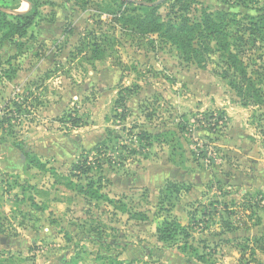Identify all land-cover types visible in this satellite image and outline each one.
<instances>
[{"label":"rangeland","instance_id":"rangeland-1","mask_svg":"<svg viewBox=\"0 0 264 264\" xmlns=\"http://www.w3.org/2000/svg\"><path fill=\"white\" fill-rule=\"evenodd\" d=\"M32 1L39 15L26 36L3 41L0 29V164H24L0 175V264H264L254 242L264 231V107L241 104L218 53L204 67L184 61L157 34L118 22L115 0ZM16 2L0 0L9 19ZM159 4L164 20L181 4L193 19L264 6ZM88 31L104 41L102 57L85 47ZM242 49L247 71L264 77V42ZM125 88L122 119L114 102ZM85 158L88 174L72 176ZM69 179L93 180L101 197ZM165 219L189 236L159 240Z\"/></svg>","mask_w":264,"mask_h":264},{"label":"trees","instance_id":"trees-1","mask_svg":"<svg viewBox=\"0 0 264 264\" xmlns=\"http://www.w3.org/2000/svg\"><path fill=\"white\" fill-rule=\"evenodd\" d=\"M30 8L26 12H17L9 19L8 14L0 7V29H4L1 40H9L14 36L24 37L28 29L34 24L39 15L38 5L32 0H26ZM116 11L119 14L118 22L139 34H157L164 41L170 43L186 62H193L204 67L212 54L218 53L223 59L224 70L221 78L235 91L243 106L255 105L264 107L263 74L256 70L247 71V66L238 56L243 54V46L255 44L257 41L264 42V6L261 12L255 15L238 16L224 10L208 11L201 10L198 18L193 19L188 15L189 5L181 4L177 11L164 20L158 13L161 4L144 5L137 4L133 0H115ZM151 0L150 2H154ZM244 3L245 0H235ZM264 4V0H263ZM124 6V8H123ZM88 40L85 47L91 49L95 58L102 57L104 49L101 48L100 40L92 31L87 33ZM92 36V37H91ZM80 50V49H78ZM105 53V52H104ZM130 90V89H129ZM127 89V91H129ZM126 88L118 92L119 96L114 102V109L120 118H125L127 110L125 106ZM19 108L17 102L12 103ZM223 117H220L221 119ZM221 121V120H220ZM3 123V122H2ZM145 137V134H141ZM20 148L19 144H15ZM26 158H25V157ZM22 157L29 160L28 155ZM88 158L79 159L72 165V176L76 178L87 175L91 167ZM41 168L46 167L40 164ZM71 189H77L90 197L100 198L101 194L95 189L94 181L79 184L69 179L67 181ZM67 185V184H66ZM99 186V184H98ZM174 186V185H171ZM174 190L178 189L174 187ZM187 190V189H186ZM1 204V202H0ZM158 239L172 241L178 235L183 238L189 236L187 228L175 219H165L157 229ZM256 248L264 252V231L255 238Z\"/></svg>","mask_w":264,"mask_h":264},{"label":"crops","instance_id":"crops-1","mask_svg":"<svg viewBox=\"0 0 264 264\" xmlns=\"http://www.w3.org/2000/svg\"><path fill=\"white\" fill-rule=\"evenodd\" d=\"M22 5H24V9L20 10V6L22 7ZM14 7L12 10L14 12H25L27 10H29L30 5L26 0H17V2L14 4ZM24 164H4L1 163L0 164V175L2 174V172H16L18 171Z\"/></svg>","mask_w":264,"mask_h":264},{"label":"water","instance_id":"water-1","mask_svg":"<svg viewBox=\"0 0 264 264\" xmlns=\"http://www.w3.org/2000/svg\"><path fill=\"white\" fill-rule=\"evenodd\" d=\"M160 2H161V0H159V1L155 2V4H159ZM13 13H16V12H13Z\"/></svg>","mask_w":264,"mask_h":264}]
</instances>
